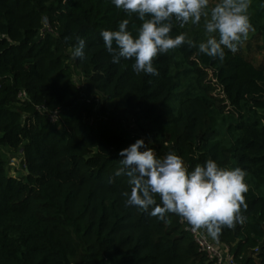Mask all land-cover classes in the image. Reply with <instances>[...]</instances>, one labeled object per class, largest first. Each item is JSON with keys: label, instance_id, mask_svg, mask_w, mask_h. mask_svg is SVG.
<instances>
[{"label": "trees", "instance_id": "16d2710c", "mask_svg": "<svg viewBox=\"0 0 264 264\" xmlns=\"http://www.w3.org/2000/svg\"><path fill=\"white\" fill-rule=\"evenodd\" d=\"M122 19L135 36L142 22L112 0H0V264H213L178 215L165 223L125 206L119 152L143 137L189 170L209 158L246 170L245 222L217 239L240 264H264V55L250 52L264 51V20L251 23L255 43L223 61L184 44L149 75L104 47L101 30ZM77 38L84 58L71 55ZM207 68L236 117L206 92ZM1 148L21 153L22 175L8 173Z\"/></svg>", "mask_w": 264, "mask_h": 264}, {"label": "clouds", "instance_id": "9594fccd", "mask_svg": "<svg viewBox=\"0 0 264 264\" xmlns=\"http://www.w3.org/2000/svg\"><path fill=\"white\" fill-rule=\"evenodd\" d=\"M127 16L142 23L134 36L128 30L129 19H122L115 30L103 29L100 35L111 54L112 63L134 60L137 74L157 75L153 66L159 54H167L184 44L223 61L225 49L235 53L254 31L247 15L251 0H112ZM203 20L204 39L196 42L181 32L173 36L174 22L180 28ZM85 40L77 38L71 50L73 58H84ZM143 149V150H141ZM122 157L114 175L127 177L130 192L123 191L126 207H135L168 223L167 214L182 217L193 230L204 229L213 239L222 229L243 224L246 210L244 194L247 172L240 167H221L209 158L189 170L174 151L157 156L155 150L136 139L119 152ZM159 198L160 203H157ZM151 210V211H149Z\"/></svg>", "mask_w": 264, "mask_h": 264}, {"label": "rangeland", "instance_id": "374dc122", "mask_svg": "<svg viewBox=\"0 0 264 264\" xmlns=\"http://www.w3.org/2000/svg\"><path fill=\"white\" fill-rule=\"evenodd\" d=\"M212 3H215V0H211ZM247 15L249 16V20L250 23H253L255 21L261 22L264 20V2L263 0H251L250 2V6L248 8L247 11ZM45 23L46 20L44 19ZM187 33L189 38H198L200 41H202L204 39V29H203V20L201 21V23L199 25H192L191 22H189V24L187 25ZM252 31L250 30L247 36L248 40H251L252 44L255 43V40L252 37ZM247 39L243 40V42L240 45H245L247 44ZM250 42V41H249ZM251 52V56H253V58L257 59L258 61L263 57L264 55V51L262 52H258L257 50L255 51H250ZM207 74L205 75V79L203 80L202 85L204 87H206V92L209 95H212L216 101H215V105L218 106H223V110L225 112L230 111L233 113L234 117L237 116V112L234 111L231 106L229 105L228 101L225 98V95L220 87V85L216 82V80L214 79L213 75H212V70L210 69H206ZM74 80L76 81V83H79V77L77 74H75L73 76ZM187 80V78H184L182 76V78H180L181 83L179 84V86H177L174 91L173 94L171 95L172 97L169 100V105L170 107L175 108L177 105V101L181 96L182 91L184 90V83ZM55 116H52L51 119L54 120ZM130 127H132V125H130ZM145 141V145L146 146H150L149 141L143 137L142 138ZM2 152L4 153V157L7 160V167L8 168V173L12 176H19L23 174V171L21 169L22 164H21V160H22V156L21 153L19 151H15L13 149H9V148H1Z\"/></svg>", "mask_w": 264, "mask_h": 264}, {"label": "built area", "instance_id": "2783aa9c", "mask_svg": "<svg viewBox=\"0 0 264 264\" xmlns=\"http://www.w3.org/2000/svg\"><path fill=\"white\" fill-rule=\"evenodd\" d=\"M54 115L55 111L50 114V117ZM179 223L181 228L192 236L198 250L204 253L213 264H240V255L236 258L229 245L220 242L217 238L213 239L204 229L193 230L182 217L179 218ZM254 251H258V247H255Z\"/></svg>", "mask_w": 264, "mask_h": 264}]
</instances>
